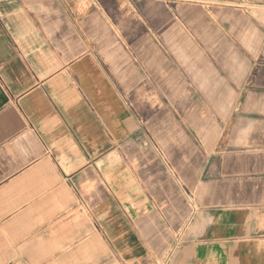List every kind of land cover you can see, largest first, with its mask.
<instances>
[{
    "label": "crops",
    "instance_id": "0c3cea01",
    "mask_svg": "<svg viewBox=\"0 0 264 264\" xmlns=\"http://www.w3.org/2000/svg\"><path fill=\"white\" fill-rule=\"evenodd\" d=\"M255 2L0 0V264H264V67H223L263 90L225 149L148 80L171 19L264 51Z\"/></svg>",
    "mask_w": 264,
    "mask_h": 264
},
{
    "label": "rangeland",
    "instance_id": "374dc122",
    "mask_svg": "<svg viewBox=\"0 0 264 264\" xmlns=\"http://www.w3.org/2000/svg\"><path fill=\"white\" fill-rule=\"evenodd\" d=\"M250 5L252 6L247 9L249 12L260 11L264 7L260 8L258 5L264 6V1L257 0ZM192 30L190 24H175L172 19L163 26L162 31L166 32L167 38L161 41V49L165 54L167 67L160 72L150 71L148 80L151 84H157L159 81L161 86H164L165 104L162 106L166 112L177 114L180 118L190 112L198 114L207 112L215 118V129L216 123L221 122L217 118L232 116L231 120L225 121L227 125H223L225 130L221 132L223 134L218 145L219 149H225L231 138L230 129L237 122L236 116L243 111V97L255 91L262 94L263 90L250 81L244 89H230L226 86L230 83L229 73L223 67H237L239 64L245 67H264V51L255 55L248 53L232 55L229 48L230 40L192 39L189 38ZM178 31H182L181 39L168 38ZM244 51L247 52L243 49L242 52ZM205 66L213 67V71L206 73L203 70ZM206 76L209 77L208 83H212L211 87L205 86ZM227 150L239 151L241 147L230 146ZM245 177L248 178V174Z\"/></svg>",
    "mask_w": 264,
    "mask_h": 264
}]
</instances>
